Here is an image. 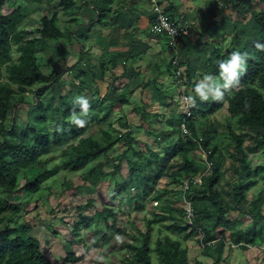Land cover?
Masks as SVG:
<instances>
[{
  "label": "trees",
  "instance_id": "obj_1",
  "mask_svg": "<svg viewBox=\"0 0 264 264\" xmlns=\"http://www.w3.org/2000/svg\"><path fill=\"white\" fill-rule=\"evenodd\" d=\"M209 1L207 7L212 9L213 6ZM5 3L8 2L0 0V188L5 192H12V189L18 184V175L22 173L26 176V181L23 186H19L17 192H22L26 197L36 191L45 180L55 175L61 166L72 171L81 170L87 166L88 162L96 160L102 155L108 158L109 151L116 150L118 142L122 141L125 148L118 156V161L112 171L107 172L103 169L102 160L91 171L98 168L103 176L116 178L120 175L121 180L116 179L115 182L113 198L118 196L120 200H126L129 198L130 190H135L134 205L137 209L143 210L145 201L156 191L160 179L165 174V166L171 165L172 159L180 154L184 156L186 164L183 169L177 170L175 175L182 176L185 172L187 175L183 177L187 179L197 175L200 170L193 159L187 158L188 153L202 148L208 152V158L213 157L216 148L210 149L209 145L214 138L211 132L216 131V128H212L210 133L204 132V136L200 140L194 127V120L206 117L208 114H215L225 106L233 116L237 117V123L241 130L254 131L256 140L251 148L254 151L264 150V51H258L255 48V42L264 43V8L249 7L247 0L218 2L223 8L231 5L237 13V20L248 14L251 16L245 23L237 22L234 19L235 21L233 20L234 22L228 28L225 27L224 34L232 36L230 44L226 48L223 46L212 48L211 57L207 61V73L218 74V63L227 58L232 51L237 50L249 53L247 71L241 77L240 86L226 93L222 102L197 101V105L192 108V117L188 119L192 137L183 135L181 131L180 125L184 114H171L166 121L170 130L164 131L160 136L154 135L153 137L155 144L162 148L160 152L148 144L146 151L136 148L134 145L140 141L132 135L131 131H123V133L114 135L108 128L111 124L108 122L111 114L117 108L127 104L125 91L117 92V96L112 100L107 97L102 99L94 96L87 97L86 83L88 80L90 81V78L92 81L95 76L90 66L75 64L70 69L72 76L65 80H62L61 77L63 73L56 69H52L49 74L41 71L37 54L44 49L43 42L46 39H59L64 36L62 27L59 25L58 8L62 10L74 8L76 7L75 0H59L57 6L47 7V12L40 20L41 26L32 30L21 26L28 16L26 5L18 0L7 12L3 10ZM109 10L110 8L106 7L99 10V13L103 15L105 11ZM167 12L175 21L174 11L169 9ZM227 18L223 17V24ZM36 33H39L40 36L35 35ZM14 53L18 55L16 60H13ZM186 75L189 84L195 75L189 70H186ZM196 76H201V74ZM75 78L79 79L78 83L74 80ZM66 81L70 83L69 90L65 94H59L57 104L53 101L49 102L48 95L51 94L47 92L45 95L48 83L59 82L60 88L63 89ZM37 83L43 87L37 90L35 102L29 105L27 122L21 121L18 105L22 103L24 93ZM14 85H17L18 88L15 89ZM77 93L86 96L90 102L88 122L83 128L67 122L72 113ZM76 111L78 112L79 109L76 108ZM143 113L145 114L144 111ZM157 116L159 115L157 114ZM94 123L101 125L99 136L85 137L84 134ZM104 123H107L108 127L103 126ZM58 128L59 130H57ZM151 132L148 134L151 135ZM176 135L178 136L176 137ZM242 135L244 133L233 134L237 151L234 157L236 156L235 158L240 163L239 169L236 171L242 176L255 173L264 180V164L251 166L247 159ZM74 139H78V142L70 143L67 146L61 155L60 163H53V158L47 156L53 147H61ZM164 142L166 145H163ZM123 161H127L129 164V179L121 175ZM219 179V169L215 165L211 173H206L201 180V182L206 181L208 197L215 204L213 211L212 209L195 210L192 190L201 182L195 185L191 181L187 197L192 202L195 214L193 221L192 223L187 222V224L175 221L168 228L173 232L184 233L185 239L192 235H198V230H201L203 232L202 243L204 247H209L208 244L218 238L215 232L224 226L227 229H232V242L240 245L244 250L249 249L251 244L256 247H264V215L257 209L259 198L254 199L248 209H245L243 204L246 200L245 190L250 188L254 181L235 182L236 191L225 202L217 189ZM162 195V193H158L155 198L159 199ZM180 196L183 197V191H180ZM93 205L94 201L89 200L87 206ZM21 207L22 203H10L6 197L0 196V212L7 210L18 212ZM230 209H242L249 212L253 218L252 223L247 228L234 230L236 220H230L227 216ZM182 212L185 213L184 208ZM97 215L105 225V233L101 240L106 241L110 235L122 231L118 223V212L113 205L103 204L100 209H97ZM204 217L211 220L210 224L203 222ZM169 218L167 215H156L147 220V231L141 233L142 237L139 243L127 245L130 253L124 258L126 264H153V249L158 255L159 264H189L187 248L182 246L181 240L165 235L157 239L154 248L151 245L155 225ZM7 221H12L11 217H7V215L0 217V226ZM29 229L30 226L27 223L17 226L7 223L3 229L0 228V264H53L44 253L41 242L29 234ZM219 236V238L225 239V231H220ZM82 258L76 253H68L65 261L73 263Z\"/></svg>",
  "mask_w": 264,
  "mask_h": 264
},
{
  "label": "rangeland",
  "instance_id": "obj_2",
  "mask_svg": "<svg viewBox=\"0 0 264 264\" xmlns=\"http://www.w3.org/2000/svg\"><path fill=\"white\" fill-rule=\"evenodd\" d=\"M6 1L8 3L3 5V10L8 12L18 0ZM58 1L20 0L28 8V16L21 26L29 30L40 27V20L47 12L46 8L53 5L57 6ZM186 1L189 2L188 0ZM208 1L202 0V3L207 4ZM221 1H209L213 6V13L217 15L215 17H212L210 13H206L203 10L205 5L202 7L201 2L198 3L195 9L197 27L199 26L200 28L212 19L215 20L224 16L228 17L224 21L226 28L235 20L245 23L250 18L251 14H248L244 18L237 20V13L232 9V6H224L223 8L218 4ZM247 5L254 9H261L264 8V0H247ZM77 8L78 6L69 10L58 8L59 25L62 27L64 36L59 39H46L43 42L44 49L37 54L40 69L45 74H49L52 69H56L60 73H63L61 77L62 80H65L72 76V70L70 69L75 64L78 66H90L95 76L92 78V81L90 78V81L88 80L86 83L88 87L86 89L87 97L94 96L99 99L107 97L109 100H112L115 98L118 89H123L124 85L116 86V89L109 84L108 80H104L105 75L109 79L111 74H114L112 72H115V66L112 64V60H108L110 58L109 53H100L98 48L100 40L94 36L95 29L92 27L95 23L94 20L90 19L91 17L87 12H85L84 16L77 15L79 12ZM82 17L85 20H82ZM191 33L193 34L192 28ZM218 33L221 35V30ZM35 35L40 36L39 33ZM219 35L214 34L212 38L207 40L209 47H212L213 41L223 47H227L230 44L231 35L226 36L225 34L222 37ZM122 54L125 55V53ZM17 57V53H14L13 60H16ZM202 66L203 64H201V72H203ZM172 69H166V80L174 78ZM200 79L202 78L194 79L193 82L197 83ZM74 80L77 83L79 82L78 78ZM41 87L43 86L37 83L24 93L22 103L18 105L21 121L27 122L29 105L35 102L37 90ZM175 87L176 91L168 88V86H165V88L161 87L159 91L153 90L152 87L149 88L147 95L148 102H145L144 119L135 111V108L140 106L141 102L133 96L131 102L117 108L111 114L108 120L111 123L110 127H108L107 123H104L103 126L111 129L114 135L123 133V131H131L132 135L136 136L140 141L134 146L146 151L147 145L144 142H147L149 146L154 145V135L160 136L163 131H169L170 127L167 126V119L171 114H179L181 110L178 104L177 86L175 85ZM14 88L17 89L18 86L14 85ZM69 88L70 83L67 81L63 89L60 88L59 82L48 83L45 95H47V92L50 93L51 95H48L49 102L53 101V103L57 104L59 94H65ZM186 90L189 95L192 94L193 87L188 82ZM79 95L82 94L77 93L75 97ZM163 97L165 99L164 103ZM138 102L140 103L139 105H137ZM167 107L172 108L168 110ZM119 118L122 119L118 120ZM162 126H164L163 129H161ZM194 127L200 140L204 136V132L210 133L212 128H216V131L211 132L214 138L209 148H216L215 154L211 159L207 157V152L202 148L192 150L187 155V158L193 159L199 167L198 173L201 171L211 173L212 168L215 165L218 166L220 179L217 189L219 190L220 197L222 196L225 202L236 191L235 182L245 183L253 180V185L245 190L246 200L243 203L244 208L248 209L253 200L259 198L257 200V205H259L257 209L264 215L263 178L255 173L244 174L243 176L239 174L236 169H239L240 163L235 158L236 156L234 157L237 151L233 134L244 133L242 136L245 141V151L251 166L255 167L264 164V150L254 151L251 148L256 140L254 138V131L241 130L237 123V117L228 111L227 106L215 114H208L206 117L195 119ZM100 128L101 125L94 123L84 136L98 137ZM147 132H151L152 134L147 135ZM173 137L176 139L175 136ZM77 142L78 139H74L61 147H53V150L47 156L53 158V163L59 162L67 146L70 143L75 144ZM163 145H166V143L164 142ZM154 147L156 150L162 151L160 146L154 145ZM124 148L125 145H123L122 141H119L116 150L109 151L108 158L102 155L100 158L88 162L87 166L81 170L72 171L61 166L55 175L45 180L36 191L31 192L26 197L22 192H17L19 186H23L26 181V176L20 173L17 178L18 184L12 189L11 193H7L0 188V196L6 197L10 203H22V207L18 212H14L13 210L0 212V217L7 215L12 220L4 222L0 228L3 229L7 223H10L11 226L23 223L29 224V234L41 242L44 253L51 259L53 264H126L124 258L130 253L127 245L139 243L142 237L141 233L147 231V220L154 218L156 215H167V217H175L176 219H165L155 225L151 237L153 248L158 238L170 235L174 239L181 240L182 246L187 248L189 264H264V248L251 244L249 249L244 250L240 245L232 242V229H227L224 226L220 227L215 232V235L219 238L220 231L224 230L226 238H219L220 240L217 238L208 244L209 247H204L202 243L203 232L201 230H198V235H192L185 239L184 233L173 232L168 228L175 221L183 224L190 223L186 214L182 212L183 208H185V203L183 197L181 198L180 196V191L183 189V180H185L183 176L187 175V173L183 172L182 176L175 175V172L183 169L186 164V159L181 154L172 159L171 165L165 166V174L160 179L156 191L145 201V208L143 210L137 209L134 205L135 190H130L128 194L129 198L126 200H120L118 196L113 198L115 182L116 179L121 180L120 175L113 178L111 176H103L98 168H95L96 170L93 172L91 170L102 160L103 169L107 172L112 171L115 163L118 161V156ZM148 157H150L149 154ZM121 175L127 179L130 177L127 161H123L122 163ZM158 193L163 194L159 199L155 198V195ZM208 195L206 181L201 182L192 190L195 210H214L215 204ZM89 200L94 201V205L91 207L87 206ZM103 204L115 207L118 212V223L122 228L121 232L110 235V238L106 241L101 240V237L105 233V225L103 220L97 215V209H100ZM233 204L235 205V202ZM227 216L230 220H236L234 230L247 228L253 221L252 215L242 209H230ZM210 221L206 217L203 218V222L206 224H210ZM68 253H76L83 258L73 263L66 262L65 258ZM152 262L153 264H159V258L154 249L152 251Z\"/></svg>",
  "mask_w": 264,
  "mask_h": 264
},
{
  "label": "crops",
  "instance_id": "obj_3",
  "mask_svg": "<svg viewBox=\"0 0 264 264\" xmlns=\"http://www.w3.org/2000/svg\"><path fill=\"white\" fill-rule=\"evenodd\" d=\"M158 1L165 10L172 9L174 11L176 22L188 23L190 24V32L191 28L193 30L192 35L189 33L190 35L188 34L182 39L178 45V50L185 74L186 70H189L195 75L189 82V85L194 88L193 85L196 83L193 80L202 78V75L207 73V61L211 57L212 48L219 46L213 41L212 47H209L207 40L212 38L214 34L219 35V30L222 32L219 36L225 35L226 26H224L225 23H222L223 17L212 19L199 28L196 26L195 18V9L199 2H201L202 7L205 5L203 10L206 13H210L212 17L217 16L212 9H208L207 4L202 3V0H188L191 3L186 0L183 2L182 0ZM75 2L79 10L77 15L84 16L87 12L91 17L90 19L94 20L95 23L92 27L95 29L94 36L100 40L98 45L100 53H109L110 58L108 60H112V64L115 66V72H112L114 74H111L109 79L105 75L104 80H108L109 84L116 89V86L124 85V88L118 89V92L125 91L127 104L132 101L133 96L140 100L141 105L137 106L135 111L142 118L143 111L146 109L145 102H148L147 95L150 87L159 91L161 87L168 86V88L176 91L175 75L173 79H165L167 77L166 69L170 70L173 67V65L171 66L172 53L167 47V38L150 32V24L154 15L152 0H79V2L75 0ZM106 7H109L110 10L101 15L99 10ZM81 19L85 20L83 17ZM189 45L190 47H188ZM201 64H203V72L200 70ZM199 74L201 76H196ZM164 101L163 97V103ZM139 104L138 102L137 105ZM178 104L181 108L179 113H182L183 108L179 100ZM171 108L167 107L168 110ZM163 128L164 126L161 129ZM146 134L148 135V132ZM144 144L147 145V142ZM154 145L150 146L155 148Z\"/></svg>",
  "mask_w": 264,
  "mask_h": 264
},
{
  "label": "clouds",
  "instance_id": "obj_4",
  "mask_svg": "<svg viewBox=\"0 0 264 264\" xmlns=\"http://www.w3.org/2000/svg\"><path fill=\"white\" fill-rule=\"evenodd\" d=\"M255 48L258 51H264V43L255 42ZM248 60L249 53L232 51L227 58L218 63V74H204L202 79L195 84L192 94L185 97V101L192 107L197 105V101L222 102L226 93L240 86L241 77L247 71ZM76 108L79 109L78 112ZM89 110V99L84 95L76 96L67 122L83 128L88 122Z\"/></svg>",
  "mask_w": 264,
  "mask_h": 264
},
{
  "label": "built area",
  "instance_id": "obj_5",
  "mask_svg": "<svg viewBox=\"0 0 264 264\" xmlns=\"http://www.w3.org/2000/svg\"><path fill=\"white\" fill-rule=\"evenodd\" d=\"M152 1H153L152 7H153L154 15L150 24V32L154 35L157 36L161 35L167 38V47L172 53V65H173L174 75L176 78L178 100L183 108L182 113L184 114V119L180 125V128L183 135L192 137V131L188 127V119L192 117L193 107L190 106L185 101V97L189 96V93L186 90L187 75L185 74L184 67L181 64L179 50H178V45L180 44L182 39L190 33V24L179 23L174 21L158 0H152ZM207 154L208 152L206 153V155ZM206 173L207 171H203V172L201 171L197 175L185 179L183 182L182 191H183V199L185 203L184 209H185L186 217H188L190 223H192L195 214H194L192 202L187 197V191L191 186L190 185L191 181L195 185L199 184L202 180V177Z\"/></svg>",
  "mask_w": 264,
  "mask_h": 264
}]
</instances>
